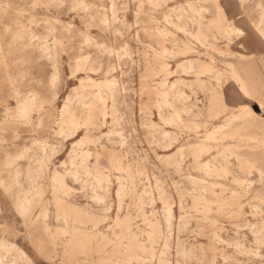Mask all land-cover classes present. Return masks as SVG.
<instances>
[{
	"label": "rangeland",
	"instance_id": "obj_1",
	"mask_svg": "<svg viewBox=\"0 0 264 264\" xmlns=\"http://www.w3.org/2000/svg\"><path fill=\"white\" fill-rule=\"evenodd\" d=\"M3 1L11 5L4 14L3 22L5 17L12 21L15 18L21 19L25 13H28V19H31L33 13L42 16L46 11L28 7L36 0ZM159 1L162 7L150 10L147 16L141 17L138 28L135 27V12L128 14L121 11V19L133 26L131 30L126 31L120 37L122 41L120 47L126 46L128 54H121L119 57L109 55L97 57L94 55L92 58L101 61L99 78L114 77L117 79V87L121 91L118 99L119 107L123 118L115 125V128L129 138L132 145L131 150H136L137 153L131 150L127 152L125 148L121 149L111 142L109 143L106 132L113 125L111 117L107 116L106 124L90 130L89 138L92 141L86 143L82 148L89 151V158L81 162L79 155H76L81 162V167L91 171L95 167L102 174L104 178L99 185L96 186L92 175H86L84 177L87 181L85 185L74 187L72 192L62 194L64 203L61 204L62 209L57 211L56 196L52 191L50 176L54 171L62 172L63 170L53 164L51 173L46 168L42 178L39 179L43 193L40 200L33 203L27 225L25 220L17 216L12 209L0 207V225L10 223L14 228V231H9L0 227V237L14 242L25 250L34 264H90V262L128 264L126 255L131 258V264H151V262L152 264H175L174 258L168 256L169 253H172L175 237L174 233L171 234L163 223L164 200L172 207L174 216L179 217L181 213L188 216L186 218L188 226L186 231L181 233V238L185 239L188 248L193 247L195 252L187 255L186 259H180L181 264H184L185 261L187 264H248L247 253L244 249L245 247L247 249L249 243L254 246L256 244L250 240L251 236L247 233L248 230L244 224L247 219L255 223L264 221V211L258 214L254 212V214L251 211L252 205H250L251 202L254 203L258 200L255 198V193L259 192L262 185L261 182H257L260 177V170L257 167L260 168L264 165V161H260L253 167L246 160L247 157H250L248 153L252 151V148L249 145L253 141L247 137L248 131L243 126L242 116L233 115L231 111L232 108H238L239 105L229 104V113L223 115L213 104V99L217 90L220 94L227 93L229 99L235 95L236 83L231 79L227 63L234 61L235 55L239 53L249 55L251 52L256 54L261 51L257 27L261 23L260 19L264 12V0ZM216 1L224 4L228 22L243 27L245 30L244 38L233 40L234 43L240 39V44L230 45L227 43L226 37L220 38V29L213 20ZM92 2L99 4L107 2L111 5L113 2L124 3L126 0H92ZM187 3L192 5V8L187 7L189 17L174 19V22L179 24L186 22L187 31H183L169 24L163 14L172 6H186ZM241 4H245L247 7L242 8ZM109 12L111 14L110 8ZM153 14L157 19H154ZM62 19L67 22L71 18L64 14ZM72 22L79 23V20L77 18ZM155 26L165 28L169 33L158 34L155 31ZM42 32L43 29L36 30L38 34ZM92 35L93 37H103L104 33L93 29ZM249 36H253L256 43L249 44ZM112 39L115 40V36ZM163 48L169 49L172 53L161 54ZM155 52H159V54L155 55ZM262 53L260 56L264 55V52ZM31 55L26 51H16L8 58L14 74H19L27 69L25 59H29ZM188 58L193 60V67L192 69L188 68L187 72H183L179 64H183V61ZM61 59L65 60L64 57ZM198 62L212 67L211 70L198 65ZM164 63H168L170 71L178 68V72L167 75V82L176 78H184L185 81L179 84V88L189 95L188 105L198 106V108H194L193 113L182 114L186 126L181 129L165 124L157 111L156 104L160 100L158 85L162 79L166 78V73L160 69ZM254 63L248 70L250 73L248 75L259 79L260 74L264 72V65L258 62ZM111 66H114V69L105 74V71ZM66 69L65 60L62 71ZM69 74L70 72H68ZM4 75L5 71L1 68L0 83H2ZM40 75L35 78L39 80ZM77 84L76 78H65L60 82L56 92L59 107ZM36 89L39 92L43 90L42 83H38ZM163 114L168 115V111H164ZM230 120L233 129L227 128L223 133L218 134L219 136L224 135L226 138L222 137L221 141L218 139L205 141L209 146L207 151L201 156L195 155L196 147L188 143L203 141L208 130L230 122ZM152 123L157 126L151 127ZM52 124L56 125V121H52ZM164 129L169 130L172 135L176 134L178 139L176 144L169 149L159 147L157 142L161 139ZM57 130L58 126L49 128L46 125L44 139H47V136L58 139ZM258 136L262 138V135ZM28 139L27 136H24L19 141V146L22 148ZM73 142L75 140H65L60 153L55 157L58 164L63 165L67 161L69 167H72L69 160ZM29 143L34 142L29 141ZM236 144L238 145L236 146ZM181 145H183V150L176 152L178 164L167 163L156 155L172 153ZM256 151L260 153L261 146ZM230 152L233 154L231 155ZM77 153L79 154V151ZM95 154H98L99 159H97L98 156L95 157ZM28 155L45 158L39 145L35 146ZM49 155H51V149H49ZM112 155L121 156L122 167L130 166L129 171L133 175L132 178L126 177L124 169L114 166L110 159ZM205 161L215 163L218 167L216 171L209 175L206 174L203 169ZM4 163L0 159V182H11L14 171H19L21 175L18 179L23 186L17 190V195H23L29 186L23 175L27 160L18 162L11 172L5 169ZM248 179L252 180L255 185L251 190L248 189V185L245 189ZM120 181L128 183L130 188L127 186L125 192L118 197L117 189ZM160 188L163 190L162 196L159 195ZM94 190L97 192L95 199L92 197ZM44 207H47L49 230L56 237L54 241H50L43 231L41 214ZM62 211L67 213L71 221H69L68 227L72 229L77 226L78 228L75 229L77 236L84 238L85 243L93 248L91 255L86 256L79 253L71 259L62 256L63 245L71 236V233H61L64 223L58 219V214H61ZM30 218L35 221H32L33 224L30 223ZM118 218H127L128 228L117 223ZM235 237L242 240L244 246L242 252L234 247ZM33 239L43 242L47 255L39 253ZM127 245L131 247L121 248L122 253L116 258L115 248ZM139 245L143 248L138 247ZM97 248L100 249L99 252L96 250ZM261 253L264 256V252ZM167 257L169 260H166ZM258 262L251 261L249 264H258Z\"/></svg>",
	"mask_w": 264,
	"mask_h": 264
},
{
	"label": "snow or ice",
	"instance_id": "obj_2",
	"mask_svg": "<svg viewBox=\"0 0 264 264\" xmlns=\"http://www.w3.org/2000/svg\"><path fill=\"white\" fill-rule=\"evenodd\" d=\"M3 7L7 10L11 5H3ZM28 7L46 11L42 16L33 13L31 19H28V13L14 21L5 17L4 24L0 25V37L8 45L10 52L13 48L20 51L31 49L33 52L29 59H25L27 69L19 74L13 73L7 60L0 65L5 71L3 81L0 83V159L5 162V169L11 172L18 162L27 159L28 153L35 146L42 144L45 159L41 162V172L47 168L51 173L53 164L63 170L53 177L57 211H59L61 204L64 203L62 194L72 192L74 187L85 185L87 181L84 177L90 176L91 170L81 167L78 157L72 159L71 168L67 161L63 165L58 164L55 157L60 153L66 139L78 141L73 143L70 153V158L75 157V154L89 141L92 124L76 118L68 119L67 101L64 108H60L57 103L58 86L63 79H74L77 74L88 71V65L94 55L119 57L121 54H127L126 46L120 47L122 43L120 37L133 26L121 19V11L128 14L134 11L135 27L138 28L141 17L147 16L150 10L159 9L162 5L159 0H126L124 3L113 2L111 5L107 2L94 3L92 0H36ZM241 7L246 8L247 5L241 4ZM64 14L71 19L65 22L62 19ZM213 15L217 27L225 33L229 43L236 38L245 37L243 27L229 23L219 4L214 6ZM77 18L79 23H73L72 21ZM38 29H43L39 35L36 34ZM93 29L104 33V36L93 37ZM257 32L259 43L264 47V16L261 17ZM113 36L115 40L112 39ZM255 42V38H248L249 44ZM61 57L65 58L67 64V69L64 71L62 66L65 60ZM260 62L264 64V56L260 57ZM68 72H71V76ZM37 75H40L39 80L35 78ZM231 79L237 85L235 95L229 99L227 93L221 96L217 90L213 104L223 115L229 113V104L239 105L238 108L231 109L233 115L242 114L249 121L264 125V72L260 74L259 79L246 77L242 73H233ZM38 83H42L43 89L39 95L36 89ZM52 121H56V125H53ZM46 125L49 128L59 127L58 139H53L51 136L44 139ZM24 136L29 139L21 148L19 141ZM29 141L34 143L30 144ZM20 175L17 172V178L11 182H0V207L12 209L17 216L25 220L27 225L29 209L17 195V190L23 186L18 179ZM260 177L262 187L257 198L264 207V165L260 167ZM29 181L31 187V177ZM0 227L14 231L10 223ZM33 243L41 255H47L43 242L33 239ZM260 252H264V241L260 242ZM249 254L257 253L253 250ZM177 264L181 262L177 261ZM184 264H187V261ZM258 264H264V256H261Z\"/></svg>",
	"mask_w": 264,
	"mask_h": 264
},
{
	"label": "bare ground",
	"instance_id": "obj_3",
	"mask_svg": "<svg viewBox=\"0 0 264 264\" xmlns=\"http://www.w3.org/2000/svg\"><path fill=\"white\" fill-rule=\"evenodd\" d=\"M216 2H217L216 4H219L220 7L224 10V15L228 20L226 10L224 8V4H221L220 1H216ZM3 5H9V4H8V2L0 0V25L4 24L3 17H4V14L6 13V10L4 9ZM109 5H110V3H109ZM187 7L192 8V5L190 3H187L186 6L185 5L172 6L167 12H165L163 14V17L165 18V20L169 24H172V25L178 27L179 29H181L183 31H187L186 22L184 24H179V23L174 22V19L178 20V19H184V18L189 17ZM153 15H154V19H157V17H155V14H153ZM262 16H264V12H263ZM213 17H214L213 20L216 23V18L214 15H213ZM201 18L203 19L204 17H201ZM17 19L18 18H15L12 21L17 20ZM260 21H261V19H260ZM155 31H156V33L161 34V35H164V34L166 35L169 33L167 29L161 28L159 26H155ZM36 34L39 35L41 33H39V34L36 33ZM220 34H221L220 38L226 37L225 33L221 30H220ZM249 37L253 38V36H249ZM227 43L230 45L231 44H240V39L234 43H233V41L231 43H229V41L227 39ZM109 46L111 47V45H109ZM260 50L261 51L259 53H256V54L251 52V54H249V55H245L242 53L235 55L236 59L234 61H229L227 63L231 76L233 75V73H242L244 76L249 77V75H248L249 71L248 70L255 64L254 62H258L259 64L264 65L260 62V57H261L260 55L263 54L262 52H264V47L261 46ZM16 51H20V50L13 48L10 52L8 45L5 44L3 42L2 37H0V65H2L5 62V60H7L8 64H10L11 62L9 61L8 58L11 55H14V53ZM25 51L29 52L30 54H33L31 49H28ZM25 51H21V52H25ZM113 51H115V49H113ZM165 53L171 54L172 52H170V50L167 48H163L161 50V54H165ZM127 54H128V51H127ZM158 54H159V52H155V55H158ZM43 63H47V61H43ZM193 64H194L193 60L188 58V59L183 61V64H179V66L183 69V72L184 71L187 72L186 70H188V68L192 69ZM198 65L203 66V67L205 66L208 68V70H211V68H212V67H209L208 65L203 64L202 62H198ZM100 66H101V61L99 59H97V58L92 59V62L88 65V71L80 73V74H82V76H80V77H79L80 74H77V76L75 78L78 80V84L72 88V92L70 93L71 95L68 94L64 98L63 104L61 105L60 108H64L65 102L67 101L68 108L66 110V114L68 116V119L71 120L72 118H76V119H79L81 121H89L92 124L91 129H95V128L101 127L104 124H106L107 123L106 117L110 116L111 117V124L113 125V127L111 129H109L108 132H106L107 140L109 141V143L111 142L113 145H116L118 148H121V149L125 148L127 150V152H130L132 145H131V142H129V138L126 135H123L120 130L115 128V125L118 124L121 121V119L123 118V113H121L120 107H119V100L118 99L120 97L121 91L117 87V79L114 77H105L104 79L99 78L98 75L100 73ZM113 69H114V66H111V68H108L105 71V74L110 73ZM160 69H161V71L166 73V78L162 79L158 85L159 86L158 87V93L160 95V100L158 101V103L156 105H157V111H158L159 117L163 120V122L165 124L174 125L178 129H181L182 127L186 126L185 122L183 120L182 114L184 113V115H189V114L193 113L194 108H198V106H196L195 104L188 105L189 95L179 88V84L181 82L185 81L184 78H179V79L176 78L173 81L167 82V79H168L167 75H170L171 73L178 72V68L170 71L168 69V63H164L160 67ZM0 70H1V68H0ZM198 75H199V73H198ZM198 75H197V77H198ZM69 76H71V72H70ZM120 84H121V82H120ZM236 88H237V85H236ZM74 89L76 91H74ZM39 93L40 92L37 91V95H39ZM223 95L224 94L222 93L221 96H223ZM164 111H166V112L168 111V115L163 114ZM241 116L243 118V126L248 131L247 137H249V139H251L253 141L249 145L252 148V151H250L248 153V156H250V157H247L246 160L251 166L254 167L260 161H264V148H263L264 147V125H260V124L251 122L248 119H246L242 114H241ZM236 121H238V120H236ZM150 126L154 128L157 125L155 123H152ZM193 127H194V125H193ZM227 128H229L230 130L233 129V125H232L231 120H230V122L220 124L218 126L213 127L211 130H208V132L204 136L203 141H196V142H192V143L189 142L188 144H191L193 147H196L194 149L195 155L201 156V154L205 153L207 151V149L209 148V146L205 143V141H207V140L209 141V139H210V141H211V139L212 140L218 139L219 141H221L220 139L222 137H224V135L219 136L218 134L223 133L224 129H227ZM59 130L60 129L58 127L57 133ZM196 130H197V128H196ZM250 131H251V133H250ZM252 132H255V133H252ZM252 134H256L257 136L256 135L253 136ZM114 135H116V136H114ZM258 135H262V138H260ZM224 138H226V137H224ZM232 138H233V136H232ZM162 139H164V140H162ZM91 141L92 140H90V138H89V141L86 143H89ZM177 141H178V139H177L176 134L172 135L170 133V131L166 130V129L162 130L161 139H159V141L157 140L159 147L164 148V149H169L172 145L176 144ZM73 143H78V141H75ZM237 145L238 144H236V146ZM259 146H261V151H260V153H257L256 150L259 149ZM39 149L42 152H44V146L42 144L39 145ZM176 149L177 150L172 152V153H164V154H156V155L160 160L166 161L167 163L178 164V161L176 159V152L177 153L181 152L183 150V145L178 146ZM131 151L136 152V150H131ZM71 152H72V150H71ZM230 154L232 155L233 153L230 152ZM76 155H79L81 162H83L86 160V158H89L88 157L89 151L82 149L81 151H79V154L76 153L75 157H72L69 160L71 165H72V159H75ZM97 156H98V154H95V157H97ZM44 159L45 158H43V157L38 158L35 156H30V155H28L27 159H26L27 160V166H26V170L23 172V175H24V178H25L26 182L28 183V185L30 182L29 177H31V187L28 186L27 190L23 193V195H21V196L18 195V197L26 204V207H28L29 212L32 208L33 203L36 201H39L40 197L43 193L42 186L39 183V179L42 178V174L44 172V171L41 172V162ZM110 159H111L112 163H114V166H116V168H118V169L122 168L126 171V177L132 178L133 175L129 171L130 166L129 165H127L126 167L121 166V162H122L121 156L118 157L117 155H112ZM235 162H236V160H235ZM217 168L218 167L215 165V163H213L211 161H205V163L203 164V169H204L205 173L208 175L212 174L214 171H216ZM257 169L260 170L259 167H257ZM44 170H46V168ZM17 172H19V171H14V173L12 174V180L14 178H17ZM57 172L58 171H54L52 173V175L50 176L51 186L53 187L52 191H53V194L55 196H56V192H55V189L53 186V177L55 176V174ZM91 175L93 176V178L95 180L96 186L99 185L101 180L104 178L102 176V174L95 167H94L93 171H91ZM37 177H39L38 180H37ZM257 182L258 183L261 182V177H259V180H257ZM242 183H244V182H242ZM247 185H248L249 190L253 189V187L255 186L252 183V180L249 181V179H248V182L246 184L245 189H247ZM127 186H128V183L123 182V181L119 182L118 189H117V196L118 197H120L125 192V189L127 188ZM128 187L130 188V185ZM160 191L161 192L159 195L162 196V194H163L162 188H160ZM259 191H260V189H259ZM258 193L259 192L255 193V198L258 197ZM92 197L94 199L97 197L96 191L93 193ZM55 199H56V197H55ZM161 199H163V197H161ZM254 200H256V199H254ZM182 201H183V199H182ZM251 203H252V204H250V205H252L251 211H253V213L256 212V214H258L259 212L264 211V207H262L260 199H258L254 203L253 202H251ZM118 208H119V206H118ZM163 208L165 211L164 212V222H163L164 226L166 227V229L171 234L173 232L174 237H175V239L173 241V245H172V253H169V254L167 253V254H168V256H172V259L174 258L175 264H177V261H180V259H186L188 257L187 255H190V254L195 252L194 248L193 247L188 248V246L185 244L186 240L181 238V233L185 232L187 229V226H188V220L186 219V218H188V216L183 214V213H181L179 217L174 216L173 211H172V207L169 204H167V202L165 200H164ZM60 209H62L61 206H60ZM41 215H42L43 231L48 236L50 241H54V239L56 237L52 235L51 231H49V223L47 222V218H48L47 207L43 208ZM58 219L62 220V222L64 223V228H63L61 233L62 234L71 233L70 239L63 245V249L61 252L62 256L64 258L71 259L79 253H83L86 256L91 255L92 254L91 251L93 248L89 244L85 243L84 238L77 236L78 235L77 230H75V229H77L78 227L74 226V227H72V229H70L68 227L70 220L67 216V213H65V211H62L61 214H58ZM29 220H30L31 224H33V222H35L31 218ZM116 221H117V223H120L121 226H123L124 228H128L127 218H121V219L118 218ZM244 225H245L244 227H246L248 230L247 233L251 236L250 240L256 244L254 246V245L249 243V246L247 247V249H246V247L244 249L247 253V261L249 264L251 261H259L261 259V256H263V254L260 252V245H257V244H260L261 241H264V221L263 222L259 221L258 223H255V222H251V220L247 219L246 223ZM117 227H119V226H117ZM237 231H239V230L237 229ZM235 239L236 240H235L234 247L242 252L243 248H244L242 240L239 239L238 237H235ZM39 242H41V241H39ZM129 247H131V246L130 245L117 246L115 248L116 258L120 253H122V251H120L121 248L127 249ZM138 247L143 248V246H141V245H139ZM96 250L98 252L100 251L99 248H97ZM253 250H255L257 254L250 255L249 253L253 252ZM124 255H126V254H124ZM135 258H137V257H135ZM223 259H224V257H223ZM166 260H169V258L167 257ZM126 262L128 264H131V258L130 257L128 258L127 255H126ZM0 264H34V262H33L32 258L27 254V252L25 250H23L21 247H19L17 244H15L12 241H8L5 238L0 237ZM151 264H152V262H151Z\"/></svg>",
	"mask_w": 264,
	"mask_h": 264
}]
</instances>
